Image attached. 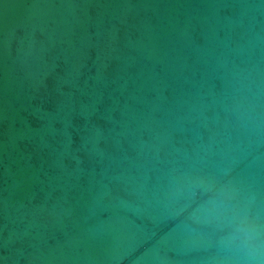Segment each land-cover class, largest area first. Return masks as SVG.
Returning <instances> with one entry per match:
<instances>
[{
  "label": "water",
  "instance_id": "95a60500",
  "mask_svg": "<svg viewBox=\"0 0 264 264\" xmlns=\"http://www.w3.org/2000/svg\"><path fill=\"white\" fill-rule=\"evenodd\" d=\"M264 206V0H0V264H219Z\"/></svg>",
  "mask_w": 264,
  "mask_h": 264
},
{
  "label": "clouds",
  "instance_id": "9594fccd",
  "mask_svg": "<svg viewBox=\"0 0 264 264\" xmlns=\"http://www.w3.org/2000/svg\"><path fill=\"white\" fill-rule=\"evenodd\" d=\"M227 234L219 243V264H264V206L254 195L221 216Z\"/></svg>",
  "mask_w": 264,
  "mask_h": 264
}]
</instances>
